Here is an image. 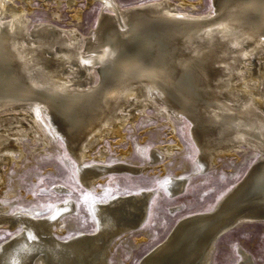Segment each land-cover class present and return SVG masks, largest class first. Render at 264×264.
I'll use <instances>...</instances> for the list:
<instances>
[{
  "label": "bare ground",
  "instance_id": "6f19581e",
  "mask_svg": "<svg viewBox=\"0 0 264 264\" xmlns=\"http://www.w3.org/2000/svg\"><path fill=\"white\" fill-rule=\"evenodd\" d=\"M65 1L72 11L67 24L59 23L61 0H42L55 7L51 17L37 20L30 16L31 0H0V195L5 166L18 162L26 136L39 144L35 149L60 136L77 160L81 181L91 187L109 172L147 167L106 162L104 145L92 155L106 136L121 140L123 126L147 106L168 118L172 133L171 117L184 115L200 171L241 146L259 157L213 208L177 219L136 264H210L219 236L241 222L264 221V0H213V10L205 12L196 11L201 0H88L108 10L99 12L88 32L79 27L78 0ZM181 147L178 139L158 145L150 162ZM91 157L95 161L86 163ZM186 179L168 175L163 186L177 194ZM54 187L68 192L64 185ZM151 194L143 189L91 199L95 229L67 237L57 233L72 225L64 219L76 211L72 199L46 211L10 210V203L0 202V228H18L0 242V264H113L114 241L144 222ZM241 255L237 264H255L248 252Z\"/></svg>",
  "mask_w": 264,
  "mask_h": 264
},
{
  "label": "rangeland",
  "instance_id": "374dc122",
  "mask_svg": "<svg viewBox=\"0 0 264 264\" xmlns=\"http://www.w3.org/2000/svg\"><path fill=\"white\" fill-rule=\"evenodd\" d=\"M61 1L58 6L61 14L59 23L67 24L72 18V11L65 0ZM117 1L121 5H130L147 0ZM31 6L32 19H46L51 17V8L55 7V3L44 6L42 0H31ZM77 7L83 10L79 27L84 32L96 27L99 12H108L99 1L88 4V0H78ZM213 8V0H201L196 11H211ZM259 89L264 91V75ZM171 118L173 133L168 118L156 115L154 106H147L136 119L123 126L124 137L121 140L118 141L117 135H110L103 142L97 143L92 149V155L104 145L107 149L105 161L108 163L128 161L138 166L147 164V167L138 173L109 172L91 187L81 181L77 160L60 136L41 149H35L39 144L31 136H26L22 140V155L15 156L18 162L12 160L5 166V192L0 195V202L10 203V210L25 208L46 211L56 203L72 199L76 203V211L64 217L72 225L65 232L57 233L59 237H67L78 229L87 232L95 229V220L88 208L91 199L104 200L111 194L152 190L144 222L138 229L129 231L126 237H117L109 255L113 264H136L145 252L165 237L177 219L192 212L213 208L242 180L259 157V152L252 147L241 146L235 154L218 157V165L200 171L196 161L199 149L191 134V121L184 115ZM177 139L182 144L180 150L174 151L166 159L150 162L152 148L173 144ZM121 150L128 152L121 156ZM94 161L91 157L86 163ZM161 164L165 165L163 171ZM176 173L186 175L187 179L181 192L170 195L163 186V180ZM56 184L66 186L68 192H58L54 187ZM12 189H15L14 192L8 194ZM16 230L18 228H0V242ZM143 233L147 235L146 239L137 244L135 238ZM239 248L248 252L255 264H264V221H244L219 236L210 264H237L242 257Z\"/></svg>",
  "mask_w": 264,
  "mask_h": 264
},
{
  "label": "snow or ice",
  "instance_id": "6c2138e0",
  "mask_svg": "<svg viewBox=\"0 0 264 264\" xmlns=\"http://www.w3.org/2000/svg\"><path fill=\"white\" fill-rule=\"evenodd\" d=\"M52 219H55V216H53Z\"/></svg>",
  "mask_w": 264,
  "mask_h": 264
}]
</instances>
